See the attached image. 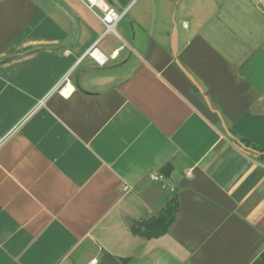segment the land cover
<instances>
[{"label": "crops", "instance_id": "1", "mask_svg": "<svg viewBox=\"0 0 264 264\" xmlns=\"http://www.w3.org/2000/svg\"><path fill=\"white\" fill-rule=\"evenodd\" d=\"M106 1L0 0V264H264V0Z\"/></svg>", "mask_w": 264, "mask_h": 264}, {"label": "trees", "instance_id": "2", "mask_svg": "<svg viewBox=\"0 0 264 264\" xmlns=\"http://www.w3.org/2000/svg\"><path fill=\"white\" fill-rule=\"evenodd\" d=\"M257 159L263 160L264 157L259 156ZM170 170L171 167L169 165L163 169L164 177H168ZM176 209L177 197L173 195L158 213L139 222H135L132 225V230L146 237L164 234L174 220Z\"/></svg>", "mask_w": 264, "mask_h": 264}, {"label": "built area", "instance_id": "3", "mask_svg": "<svg viewBox=\"0 0 264 264\" xmlns=\"http://www.w3.org/2000/svg\"><path fill=\"white\" fill-rule=\"evenodd\" d=\"M86 6L93 10L97 9L99 11L98 17L104 25V32H115V26L117 22L123 17L124 11H117L109 5L106 0H82ZM91 56H94L95 49L90 53ZM99 59L98 56H94ZM66 79V77H65ZM150 179L155 181H162L163 175L158 173H153L150 175Z\"/></svg>", "mask_w": 264, "mask_h": 264}]
</instances>
